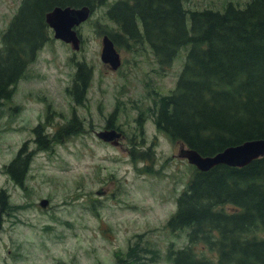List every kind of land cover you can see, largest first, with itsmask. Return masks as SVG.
<instances>
[{
    "label": "rangeland",
    "instance_id": "1",
    "mask_svg": "<svg viewBox=\"0 0 264 264\" xmlns=\"http://www.w3.org/2000/svg\"><path fill=\"white\" fill-rule=\"evenodd\" d=\"M21 1L0 0V35ZM114 1L106 0V6L77 28L85 40L77 52L51 33L11 100L0 107V191L9 204L0 213V264H116L134 245H138L140 263L126 260L123 264H171L167 255L187 247L189 230L173 232L166 223L194 167L180 159L179 151L161 134L156 136L154 150L144 153L145 159H133L127 144L107 146L95 133L116 106L120 109L116 125L134 137L137 108L151 113L157 100L154 94L173 92L189 47L181 48L172 64L161 69L146 43L131 50L117 46L122 65L115 73L107 71L100 60L98 34L118 31L104 16ZM249 2L189 0L183 6L186 11L221 12L228 3L243 8ZM186 26H190L188 16ZM78 62L93 70L82 106L66 93ZM73 114L83 130L54 142L47 152L37 151L33 128L41 124L46 132L56 134ZM145 133L146 143H138L135 156L150 144L154 134L150 125ZM23 145L33 158L21 188L3 168ZM42 199L48 201L45 209L39 207Z\"/></svg>",
    "mask_w": 264,
    "mask_h": 264
},
{
    "label": "trees",
    "instance_id": "2",
    "mask_svg": "<svg viewBox=\"0 0 264 264\" xmlns=\"http://www.w3.org/2000/svg\"><path fill=\"white\" fill-rule=\"evenodd\" d=\"M187 1L115 0L104 16L118 31L104 33L126 50L146 43L161 69L172 64L181 48L189 47L173 92L154 95L152 115L172 141L212 156L264 139V0H250L243 8L228 3L221 12L186 11ZM106 4V0H22L0 35V107L11 100L28 66L50 41L45 22L49 11L70 6L89 7L93 13ZM75 68L66 93L82 106L92 70L84 62L75 63ZM81 129L73 115L54 137L41 124L33 133L38 150L47 151ZM24 148L4 167L21 188L32 160ZM7 208L8 197L0 191V213ZM166 227L173 232L189 230L187 247L167 255L171 264H264V156L241 168L194 169ZM126 260L140 263L138 245L129 247L116 264Z\"/></svg>",
    "mask_w": 264,
    "mask_h": 264
},
{
    "label": "water",
    "instance_id": "3",
    "mask_svg": "<svg viewBox=\"0 0 264 264\" xmlns=\"http://www.w3.org/2000/svg\"><path fill=\"white\" fill-rule=\"evenodd\" d=\"M90 14L91 10L87 7H55L45 15V22L55 40L69 44L72 50L77 51L80 40L75 29L85 22ZM100 59L112 70H116L120 66V57L108 37L103 38ZM97 137L105 142H110L120 137V134L115 130L104 131L98 133ZM179 156L185 158L200 172H207L218 165L241 168L264 156V139L231 146L213 156H201L190 149H182ZM47 205V200H41L39 203L42 209H45Z\"/></svg>",
    "mask_w": 264,
    "mask_h": 264
},
{
    "label": "flooded vegetation",
    "instance_id": "4",
    "mask_svg": "<svg viewBox=\"0 0 264 264\" xmlns=\"http://www.w3.org/2000/svg\"><path fill=\"white\" fill-rule=\"evenodd\" d=\"M87 8H89V7H87ZM78 36L80 39V48H81V46L85 44V40L83 39V37L81 36V34L79 32H78ZM104 37H108V36L104 33L98 34V38L100 39V52H101L102 41H103ZM108 39L111 40L109 37H108ZM103 65L107 68V71L108 70L112 71L111 67L109 65H106V64H103ZM113 72L115 73L116 71H113ZM92 75H93V70H92ZM137 109L138 110L136 111L135 117L133 119V125H134V130H135L134 137H138L140 139V141H136L133 136L131 137V136L125 134V132H123L116 125L117 116L119 115V110H120V109H117L116 106L114 107V109L111 112H109L105 117H103L102 126L98 130V132L95 133V135L99 132H102V131L115 130L116 132H118L120 134V137L117 138L118 142L112 141L109 143H105V142L101 141L100 139H99V141L101 143L107 145V146H113V147H121L122 145L127 144L128 145V149H127L128 152L130 153L133 151L131 154V156H132L135 153L134 151H136L139 142L141 144L146 143V139L144 138V136L146 135L145 127H146V125H150L154 131V134L150 138V144H149L147 150H145L146 152H148V151L150 152L151 150H154L155 146L158 144V138L156 137L157 134H161L162 136H164L166 138L168 144L172 147V149L180 152V150L183 147L182 144L180 142L172 141L170 138L166 137L162 131L159 130V128L157 127V124H156L155 117L152 115V112L148 113L146 111H143L140 108H137ZM82 130L83 129H81V131ZM37 140H38V138L35 135L34 143H35L36 147H37ZM61 141H63V140H61ZM145 151L140 150L139 152H145ZM25 154H28V153L25 152ZM11 163H12V161L9 164H11ZM8 165H6V166H8ZM10 179L12 180L11 177H10Z\"/></svg>",
    "mask_w": 264,
    "mask_h": 264
}]
</instances>
